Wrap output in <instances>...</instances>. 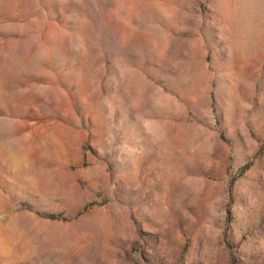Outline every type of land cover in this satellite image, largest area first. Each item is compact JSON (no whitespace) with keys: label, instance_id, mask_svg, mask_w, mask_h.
<instances>
[{"label":"rangeland","instance_id":"obj_1","mask_svg":"<svg viewBox=\"0 0 264 264\" xmlns=\"http://www.w3.org/2000/svg\"><path fill=\"white\" fill-rule=\"evenodd\" d=\"M0 264H264V0H0Z\"/></svg>","mask_w":264,"mask_h":264}]
</instances>
